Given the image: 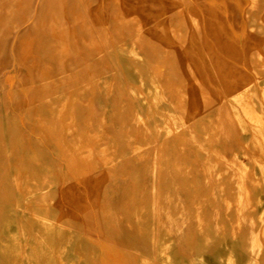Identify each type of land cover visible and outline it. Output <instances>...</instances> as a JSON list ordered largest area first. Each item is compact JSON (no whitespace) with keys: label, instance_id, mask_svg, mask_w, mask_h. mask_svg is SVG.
<instances>
[{"label":"bare ground","instance_id":"bare-ground-1","mask_svg":"<svg viewBox=\"0 0 264 264\" xmlns=\"http://www.w3.org/2000/svg\"><path fill=\"white\" fill-rule=\"evenodd\" d=\"M3 1L0 32L32 17L31 33L23 27L14 52L24 56L26 42L33 46L36 86L27 99L15 90L10 104L0 101V264H104L101 242L113 250L116 243L85 230L91 207L80 216L55 204L60 188L94 171L103 173L99 223L107 237L120 239L124 264H211L210 251L217 264H264V44L247 39L240 50L222 39L221 22L197 7L202 0H192L191 10L186 0H138L146 10L157 4L166 20L149 23L150 31L117 0L107 27L90 15L94 0ZM249 1L246 16L259 10L264 27V3ZM77 17L88 41L75 33L80 52L73 57L68 33ZM204 24L213 45L204 41L203 49L222 85L215 101L203 81L212 73L198 72L199 56L187 50ZM163 30L182 62L178 74L165 53L157 56ZM253 31L251 24L250 37ZM75 74L76 86L68 81ZM234 126L241 145L230 150ZM190 226L194 253L186 256L178 246Z\"/></svg>","mask_w":264,"mask_h":264},{"label":"rangeland","instance_id":"rangeland-1","mask_svg":"<svg viewBox=\"0 0 264 264\" xmlns=\"http://www.w3.org/2000/svg\"><path fill=\"white\" fill-rule=\"evenodd\" d=\"M4 1L2 0L0 3ZM116 0H108V8L109 13L111 15V11L114 10ZM119 3V0H117ZM21 3L20 0L17 1V5L19 6ZM120 5V3H119ZM143 9L147 7V3H142ZM151 9L152 7L149 6ZM112 9V10H111ZM158 9V6H156V10ZM146 10V9H145ZM149 11V10H147ZM2 13V11H1ZM2 19L5 22L7 21V16L3 12L1 14ZM172 21H176L178 16H172ZM11 22V18H10ZM32 23V17L25 20L22 27L17 28L16 30H12V27L8 25V27L5 25L1 28L0 32V40L7 39V52H5L4 55L0 57V64H5L6 57H9V63L4 65L2 68L0 66V82L4 85V89L2 92H0V101L4 102L6 105L10 104L13 101V96L15 90L19 92L21 97L23 99H27L29 92L31 89H33L36 86L35 82V60L32 58L33 54V46L29 45L30 48H28V42H26V47L24 49V56L22 54L20 55L14 52V49L16 47L17 39L19 36L20 31L23 29V27H27L28 32L25 34L31 33L30 25ZM78 23V22H77ZM76 22H73L74 25L77 24ZM136 23H130L128 25L129 28L132 30L134 29ZM126 28L124 31V35L128 37L129 28ZM185 30V29H184ZM69 34V33H68ZM69 37V36H68ZM223 37H226L222 34ZM170 43H165V49L159 47L157 51V56H162L163 53H165V56L169 60H173L174 70L175 73L178 74V71L182 67V62L179 60L175 49L173 47L172 39L169 36ZM31 39V38H29ZM28 39V40H29ZM220 39V38H219ZM252 40L253 42H262L264 44V39H260L258 37H255L253 33H251V37L248 38ZM27 40V41H28ZM198 40V38H196ZM32 41V40H31ZM164 41V40H163ZM208 42V41H207ZM213 45V44H212ZM213 49L215 51H218V47L213 46ZM264 49V47H263ZM164 50V51H163ZM77 52V53H76ZM80 52V49L75 46H70L69 44V55L70 56H77ZM88 63V62H87ZM207 66H212L211 63L206 62ZM88 66V65H87ZM72 69H75L74 65H70ZM62 70H65V67L63 65L60 66ZM105 71H109V69H106L104 67ZM211 70V69H210ZM219 70V69H218ZM180 71V70H179ZM246 71V70H245ZM198 72L209 74L212 73L211 77H207L203 79L205 81L204 83V89L207 93H209L210 98H212L213 101L216 100L217 96L221 95L222 93V85L217 80V77L214 75V71H207L206 69H199ZM77 75L75 74L74 77L71 79L69 77V82H72L73 85L76 84ZM63 77H68L67 73L62 74ZM173 81L175 83V86L179 85L180 77L174 76ZM76 80V81H74ZM208 81V82H207ZM216 83V84H215ZM213 91V93H211ZM21 125V126H20ZM18 130L20 133H25L28 129L23 123V115L20 114L19 121H18ZM230 133H228V136L226 138V144L228 148L234 149L237 148L239 145H241L240 137L242 136L239 127L234 126L229 130ZM25 173H28V170H24ZM103 179V173H98L96 171L92 172L86 179L84 178H78L77 180L66 184L64 187L59 189V196L56 199V206L58 209H68L72 211L73 213L77 215H82V208L83 206H89L91 207L92 211V220L91 225L88 226V229H85L86 231H89L92 235L99 237L100 240L103 241L105 238L106 240H109L110 242H114V250L113 249H106V247L102 244H100V254H99V260L104 264H124L123 260V253L118 248L119 245L117 244L120 242V239H114L113 237H107L104 234L103 228L101 227L99 223V215H98V200H97V188L100 182ZM0 227H1V216H0ZM194 230L190 226L189 229L185 232V235L183 237V240L181 244L178 246V250L180 253L189 256L194 253ZM98 240L94 239L92 242L95 244H98ZM189 248V249H188ZM206 257L208 261L211 264H217V262L214 260L212 251H210L208 254H206Z\"/></svg>","mask_w":264,"mask_h":264},{"label":"crops","instance_id":"crops-1","mask_svg":"<svg viewBox=\"0 0 264 264\" xmlns=\"http://www.w3.org/2000/svg\"><path fill=\"white\" fill-rule=\"evenodd\" d=\"M107 2L108 0H94V2H92L90 5L91 17L97 16L103 27H107L111 21L110 13L107 8ZM260 2L262 6L264 0H260ZM119 3L121 6L122 13L125 16L135 15L137 17L138 22H140L142 26L148 30L149 23L151 22H156L160 25H163L166 22L164 17L158 16L155 13L157 6V4L155 3L150 4L152 8L149 11L143 9L142 4L138 0H134L132 4L124 2V0H119ZM169 3L170 0H162L163 6H166ZM249 4V0H202V2L197 5V7L199 6V8L201 9L203 6H206L207 9L210 11V18L212 20H219L221 22V29L223 35L235 41L237 43L238 48L242 50L246 40L250 38L248 34V29L251 24L254 25V36L260 39H264V27L260 26L257 20L259 10H257V12L253 13L252 15L250 14L249 17L246 16ZM193 5L194 4L192 3V0H186L184 8L187 10H191ZM82 21L83 17H77L74 22L78 23L76 25L72 23L71 25V31L68 34L70 46H75L79 48V44L74 41L75 33L77 38H83L85 42L88 41V31L86 27L85 29L83 28V30L81 29ZM89 28L90 27L88 25V29ZM152 35L156 37L157 30H154ZM159 36L162 40H164L165 43H170V40L168 38L169 34L164 30L160 33ZM198 39L199 40L196 42V44L189 43L187 45V50L190 54L198 55L203 68L207 71L212 72V66L206 65V62L210 63V61L206 56L205 50L203 49V42L208 41L209 43L213 44V38L209 34L208 26H206L205 24L202 26L201 34L199 35ZM216 53L222 56L223 58L227 59V53L225 49H220L216 51ZM229 64H231V62ZM239 67L241 70H246L243 61L239 63ZM76 80H74L76 81V84L74 86L79 84L78 79Z\"/></svg>","mask_w":264,"mask_h":264}]
</instances>
